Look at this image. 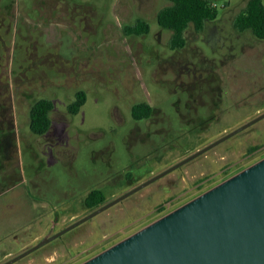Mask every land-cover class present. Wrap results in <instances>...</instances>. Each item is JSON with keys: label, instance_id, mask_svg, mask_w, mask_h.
<instances>
[{"label": "rangeland", "instance_id": "1", "mask_svg": "<svg viewBox=\"0 0 264 264\" xmlns=\"http://www.w3.org/2000/svg\"><path fill=\"white\" fill-rule=\"evenodd\" d=\"M211 1L218 19L172 50L169 0H0V264L264 113V40L233 26L248 0ZM139 18L149 34L127 35ZM42 98L55 107L40 136ZM139 102L150 118L132 117ZM263 158L264 118L13 264H82Z\"/></svg>", "mask_w": 264, "mask_h": 264}, {"label": "water", "instance_id": "2", "mask_svg": "<svg viewBox=\"0 0 264 264\" xmlns=\"http://www.w3.org/2000/svg\"><path fill=\"white\" fill-rule=\"evenodd\" d=\"M263 118L264 113L4 264L17 262ZM82 264H264V158Z\"/></svg>", "mask_w": 264, "mask_h": 264}, {"label": "trees", "instance_id": "3", "mask_svg": "<svg viewBox=\"0 0 264 264\" xmlns=\"http://www.w3.org/2000/svg\"><path fill=\"white\" fill-rule=\"evenodd\" d=\"M169 1L171 5L159 10L157 21L162 28L173 32L170 40L172 50L182 49L186 46L185 34L191 25L197 33H202L208 22L216 21L219 17V9L211 0ZM233 26L238 32L251 31L255 37L264 40V0H248L245 8L234 18ZM150 29V24L139 18L134 24L125 27V33L141 36L149 34ZM86 102L87 92L85 90L77 91L75 99L68 105V112L72 115L78 114ZM54 107V102L51 99L42 98L34 102L30 109L29 121L32 133L43 136L51 130L53 124L51 112ZM131 111L132 117L136 121H140L150 118L154 107L147 102H139L133 105ZM252 149H257V147ZM103 203H105V194L97 189L89 192L85 200V205L93 210Z\"/></svg>", "mask_w": 264, "mask_h": 264}, {"label": "flooded vegetation", "instance_id": "4", "mask_svg": "<svg viewBox=\"0 0 264 264\" xmlns=\"http://www.w3.org/2000/svg\"><path fill=\"white\" fill-rule=\"evenodd\" d=\"M205 29H206V28H205ZM206 147H207V146H206ZM252 148H253V147H252ZM252 148L250 149L251 152H254V151L257 150V149H252ZM198 151H199V150H198ZM190 156H191V155H190ZM188 157H189V156H188ZM186 158H187V157H186ZM178 163H179V162H178ZM175 165H176V164H175ZM168 169H169V168H168Z\"/></svg>", "mask_w": 264, "mask_h": 264}]
</instances>
